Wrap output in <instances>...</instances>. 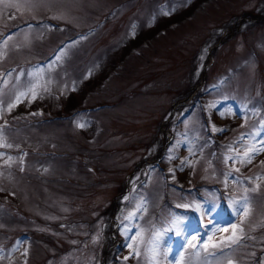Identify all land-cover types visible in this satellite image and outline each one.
Returning a JSON list of instances; mask_svg holds the SVG:
<instances>
[{
	"label": "rangeland",
	"instance_id": "374dc122",
	"mask_svg": "<svg viewBox=\"0 0 264 264\" xmlns=\"http://www.w3.org/2000/svg\"><path fill=\"white\" fill-rule=\"evenodd\" d=\"M0 79V264H264V0H0Z\"/></svg>",
	"mask_w": 264,
	"mask_h": 264
},
{
	"label": "snow or ice",
	"instance_id": "6c2138e0",
	"mask_svg": "<svg viewBox=\"0 0 264 264\" xmlns=\"http://www.w3.org/2000/svg\"><path fill=\"white\" fill-rule=\"evenodd\" d=\"M29 75H33V74H29ZM18 78L19 77H17V79ZM3 83H6V81L4 79H0V84H3ZM29 91L31 92L32 89L30 88ZM20 95H25V93H20ZM17 100H19V96L17 97ZM14 106L15 105H13V104H9V106H8L9 107V110H11V108L14 107ZM222 115H223V113H222ZM78 126L83 127L84 125L83 124H80ZM214 130H216V131H223V129H215V127H214ZM6 146L7 147H11V145H6ZM253 151H255V150H253ZM245 156H248V153H245ZM229 159H230V157H229ZM177 207H181V208H185V209L192 208L195 211L200 212L202 215H209V216H211L213 213H217L218 214L217 208H216V206L214 204L213 205H210L208 207H205V205H203L201 203L193 202L192 204L177 205ZM233 207L235 208V204H233ZM236 210L237 211H240V210H243V209L241 208V209H236ZM208 224L209 225H212L211 231L213 233L218 232V231H221V228L218 227V226H216V225H214L213 222H212V220H209L208 221ZM184 225H185V217L174 214L172 216L170 222H169V227L167 229H164L163 231L157 230V231L154 232L153 237H152V243L154 245L153 251L155 252V250L157 248H159L160 243L163 240V237H164L165 232L173 231L174 230L175 231V234L177 236L183 235L185 233V227H184ZM231 227L233 228V230H235L238 226L235 225V224H233ZM223 230L224 231H227L228 229L225 228ZM233 235H235V231H234ZM185 238H187V237H185ZM196 239H197V237H195V236L192 237V240H196ZM211 240H212V237L210 235L209 238H208V241H206L205 243H208ZM225 241L235 242L233 240V237H226V238H224V240H221L219 242L213 243L211 246L213 248H216L218 246L219 247H227V246H229L228 244L225 243ZM189 243H191V242L189 241ZM129 247H131V245H129ZM193 247H195V245H193ZM169 251H171V249H165L164 254L167 255V253ZM125 259H127V257H125Z\"/></svg>",
	"mask_w": 264,
	"mask_h": 264
},
{
	"label": "trees",
	"instance_id": "16d2710c",
	"mask_svg": "<svg viewBox=\"0 0 264 264\" xmlns=\"http://www.w3.org/2000/svg\"><path fill=\"white\" fill-rule=\"evenodd\" d=\"M262 21H260V22H258V23H256V22H254V23H251L249 26H247V27H250V26H253V25H255V24H259V23H261ZM246 27V28H247ZM193 68L191 67L189 70H188V74H187V76H188V80H189V77H190V73H191V70H192ZM190 89V87H189V85L188 84H186V85H184V86H182V87H180V88H178L177 90H176V93H177V96L178 97H181V96H187L188 95V90ZM200 94V92L198 91V94L197 95H199ZM196 95V96H197ZM177 97V98H178ZM194 101V100H193ZM193 101L191 102V104L193 103ZM190 104V105H191ZM181 106H179L178 108H180ZM186 115V112H183V113H181V116H180V118H182L183 116H185Z\"/></svg>",
	"mask_w": 264,
	"mask_h": 264
}]
</instances>
